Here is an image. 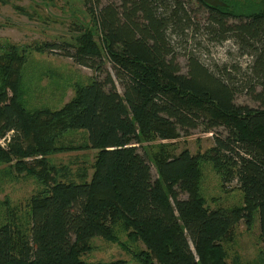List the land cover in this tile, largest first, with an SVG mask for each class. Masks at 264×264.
<instances>
[{"label":"trees","instance_id":"16d2710c","mask_svg":"<svg viewBox=\"0 0 264 264\" xmlns=\"http://www.w3.org/2000/svg\"><path fill=\"white\" fill-rule=\"evenodd\" d=\"M85 1L105 53L90 36L77 47L43 46L96 72L61 110H27L20 100L25 57L14 45L0 49V139L10 134L14 148L4 153L0 145V160L43 155L66 131H85L88 143L65 148L97 150L90 179L84 173L81 180L55 181L33 198L30 231L0 226V264H103L81 253L93 238H108L118 222L147 245L145 264H227L221 241L242 218L251 222L257 213L264 236V0H224L222 7L191 0L208 14L210 40L232 37L254 57L244 76L258 105L236 102L248 87L237 81L236 65L215 71L190 50L183 72L178 54L201 26L187 1ZM200 127L214 136L209 159L224 180L237 179L244 206H204L198 158L189 150L176 154L160 144L153 158L158 177L141 152L144 140L165 142ZM31 137L36 145L21 152Z\"/></svg>","mask_w":264,"mask_h":264},{"label":"rangeland","instance_id":"374dc122","mask_svg":"<svg viewBox=\"0 0 264 264\" xmlns=\"http://www.w3.org/2000/svg\"><path fill=\"white\" fill-rule=\"evenodd\" d=\"M185 1L188 9L198 18L197 22L201 21V26L196 39L183 44V49L179 50L178 59L183 72L187 70L185 53L193 50L206 66L215 71L217 67L224 66L233 71V65L238 66L240 71L236 79L240 85L248 86L249 79L244 73L254 57L243 52L232 37L223 42L210 40L205 29L206 10L199 8L196 1ZM88 7L85 0H0V49L6 50L9 45H14L25 57L21 69L20 100L27 110H61L76 98L79 86L89 83L96 76L91 68L77 64L61 52H51L43 47L45 42H67L77 47L90 36L105 53L102 33ZM107 66L115 74L108 59ZM119 89L122 91L121 87ZM248 91L249 86L237 95L236 102L258 105ZM11 141V138L3 141L4 153L14 151ZM31 142H34L33 137L24 141L21 152H26L27 144ZM87 143L85 131H66L54 143L56 148L48 146L50 149L43 155L40 152L21 157L11 154L9 161L0 160V226L10 224L15 230L27 233L31 228V203L34 197L55 181L81 180L84 173H87L85 178L90 179L97 150L65 148ZM160 144L176 154L187 149L198 158L199 190L206 208L230 211L245 205L237 179L224 180L209 159L208 155L212 154V147L215 146L212 133L200 127L193 130L191 135L180 133L179 137L165 142L157 138L144 140L141 152L146 151L149 155L153 173L157 177L159 173L153 158L161 150ZM132 233L133 228H126L123 222H118L108 238H93L90 248L81 253V258L103 264H145L147 245L134 236L136 233ZM221 242L227 264H264V236L257 213H254L251 222L242 218Z\"/></svg>","mask_w":264,"mask_h":264},{"label":"water","instance_id":"95a60500","mask_svg":"<svg viewBox=\"0 0 264 264\" xmlns=\"http://www.w3.org/2000/svg\"><path fill=\"white\" fill-rule=\"evenodd\" d=\"M204 3H206L209 6L217 7V6H226V2L223 0H202Z\"/></svg>","mask_w":264,"mask_h":264},{"label":"built area","instance_id":"2783aa9c","mask_svg":"<svg viewBox=\"0 0 264 264\" xmlns=\"http://www.w3.org/2000/svg\"><path fill=\"white\" fill-rule=\"evenodd\" d=\"M6 138L9 140V139L11 138V137H10V134H8L6 137L0 139V145H1L2 147L4 146L3 141H4ZM4 147H5V146H4Z\"/></svg>","mask_w":264,"mask_h":264}]
</instances>
